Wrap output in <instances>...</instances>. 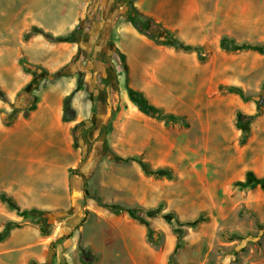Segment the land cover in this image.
Segmentation results:
<instances>
[{
    "label": "rangeland",
    "instance_id": "1",
    "mask_svg": "<svg viewBox=\"0 0 264 264\" xmlns=\"http://www.w3.org/2000/svg\"><path fill=\"white\" fill-rule=\"evenodd\" d=\"M225 1L211 21L190 7L174 29L147 17L144 29L131 23L137 0H0V193L9 196L1 187L27 160L38 175L36 163L51 165L52 185L67 166L73 187L66 212L45 218L50 237L60 225L77 226L58 233L51 256L37 264H168L170 257L173 264H264V189L234 186L247 172L264 175V54L219 47L222 37L263 46L264 2ZM121 22L131 24V38L115 37ZM33 28L74 34L71 42L52 43L27 36ZM170 38L200 47V55L160 44ZM127 44L140 49L129 66L116 48ZM21 58L39 68L26 73ZM126 86L183 120L141 118L121 101ZM227 87L240 88L247 100L222 92ZM66 98L70 114L62 122ZM236 112L250 118L245 135L235 127ZM114 157H139L169 177L155 179ZM101 204L136 209L156 232L154 242L125 212ZM0 219L29 223L2 202ZM81 225L98 249L83 243ZM103 251L110 258L101 262Z\"/></svg>",
    "mask_w": 264,
    "mask_h": 264
},
{
    "label": "crops",
    "instance_id": "2",
    "mask_svg": "<svg viewBox=\"0 0 264 264\" xmlns=\"http://www.w3.org/2000/svg\"><path fill=\"white\" fill-rule=\"evenodd\" d=\"M262 1L264 2V0ZM254 3H261V0H254ZM225 4V0H137L133 6L142 16L174 29L180 23V14L190 12V7L191 10L195 11L196 14L202 16L207 15L208 20L211 21V17L214 16L218 10L220 11L218 7ZM182 6L184 9H181ZM201 27L204 28L203 25H201ZM133 31L134 30L129 23L121 22L117 26H113L115 37L119 36V38H123L124 40L131 38L133 34H135V31ZM53 33L57 35L62 34L58 32ZM116 48H118L119 52L126 56L128 66V59H130V55L140 53L139 47L130 46L129 44L123 45V47L117 46ZM30 63L34 64L32 62ZM120 77L121 76H119V78ZM112 85L113 84L111 82V86ZM120 91L121 101H123L125 104H130L133 106L127 97L125 88H121ZM142 94L146 97L144 92ZM114 96L115 95L112 93L111 89V98ZM153 100L155 101L156 99ZM135 112L141 118H149L148 116L140 113L137 109H135ZM136 124L137 123H129V125H132L133 127H136ZM34 163V160H27V162H24L20 168L12 170L18 176H13L11 181L8 180L5 182L6 184H4L1 189L9 196L14 198L21 210H30L36 208L43 210L46 213L66 212L70 205L71 189H73V187H70L67 176V166L61 167L62 178L52 185V179L49 177V175L54 172V168L51 165L36 163L35 165L38 167L40 166L39 175L41 176H39L37 174V169L34 168ZM128 164L135 163L130 162ZM58 172L60 173V171ZM36 181L41 183V187H39V189H37V187L34 185V182ZM74 185V187H76V184ZM118 195H120L119 190H117V197H119ZM1 220L2 219H0V232L4 226L1 225ZM69 220L70 219L66 220L67 223H69ZM76 226L77 225H60L57 234L62 232L65 234L70 233L71 230ZM86 226L87 225H81L79 227V234L83 239V243H85V245L89 246L90 248L98 249V245L100 244H97L91 238L85 237L84 229ZM57 234L53 232L51 237H43L40 235L39 230L35 225L23 223L19 228L12 229L8 236L0 242V262L2 263L3 259L6 258L9 261H14L13 264H27L29 259H32L36 263H42L45 259H47L48 256H51V253H49L48 250V245L53 240H55ZM102 237V240H105V246L106 244H111V237ZM118 238L122 239L126 237L120 234ZM107 239H109V241ZM107 252L108 251H103V256L100 260L101 262H104L110 258V255Z\"/></svg>",
    "mask_w": 264,
    "mask_h": 264
},
{
    "label": "trees",
    "instance_id": "3",
    "mask_svg": "<svg viewBox=\"0 0 264 264\" xmlns=\"http://www.w3.org/2000/svg\"><path fill=\"white\" fill-rule=\"evenodd\" d=\"M134 17L131 19V23L135 25L137 23H140L142 25V28L146 29V23L142 21L144 16L141 14L137 13L134 11ZM138 30V29H137ZM139 33L142 34L140 30H138ZM33 34H41L46 41L52 42V43H58V42H71V37L74 34V31L66 36H55L49 32H44L39 29H31L29 33H27V36L33 35ZM147 37L151 40H154L156 38L152 37L151 35L147 34ZM161 45H167L171 46L175 49H181L185 51H192L195 52L198 56L200 55L201 49L200 47L197 46H189V45H184L181 42L177 41L176 39L170 38L169 41L161 42ZM219 47L221 50L225 52H238L241 50H248V51H254L259 54H264V45L261 47L257 46H252L250 44H236L232 39L227 38V37H222L219 41ZM19 64L21 65L22 69L26 73H31L35 70L38 69L39 67L29 63L25 58H21L19 60ZM127 97L129 101L134 104L136 109L144 114L145 116L160 120L163 117H167L171 119L172 121H182L183 118L175 115H165L161 109L155 107L152 105L147 98L139 91H136L132 89L129 86L125 87ZM222 92L224 93H230V94H236L237 96L240 97L241 100L246 101L247 99L244 97L243 92L240 88L238 87H227V88H221ZM69 100L70 98H66L65 101L63 102L62 105V114H61V120L62 122H67L66 116L70 114V107H69ZM256 103V109H257V114L260 112V101L259 99L255 101ZM35 110V106L30 105L27 109V111L23 114V117L26 118L28 116V113ZM236 118V123L235 127L240 130L244 135L248 132V124L250 122V118H247L243 116L241 113L236 112L235 114ZM73 131V129H72ZM114 162L116 164L124 165L128 164L130 162H134L139 166L141 171L143 172L144 175L147 176H152L155 179H160L162 177L168 178L169 174L165 170H152L149 168L147 162L142 160L139 157H126V158H121V157H114ZM234 186L239 187V188H247V187H259L260 189H264V175L261 177H256L252 172H247L244 176L243 181H238L234 183ZM0 202L6 204V206L15 212L16 216L21 218L23 221H28L30 224L35 225L41 236L47 237L50 235V225L48 224L46 218H45V211L40 210V209H30V210H20L16 201L14 200L13 197L7 196L4 193H0ZM103 209H106L107 211L113 213V214H118L120 212H125L127 216L132 219L137 221L139 224H141L145 230H146V238L149 242H154L152 240V237L156 234L152 228H150L149 224L137 214L136 209H128V208H115L110 205L106 204H101L100 205ZM152 214L151 212H148ZM86 219H83L82 222H84ZM81 222V223H82ZM21 225L19 223H16L14 221H7L4 223L3 229L0 232V242L3 241L9 234V232L12 229L19 228ZM82 258H88L87 253H84L83 251L81 252ZM82 262L83 259H82ZM87 262H91L90 259ZM28 264H37L34 261H29ZM88 264V263H86ZM168 264H173L172 257L169 258Z\"/></svg>",
    "mask_w": 264,
    "mask_h": 264
}]
</instances>
